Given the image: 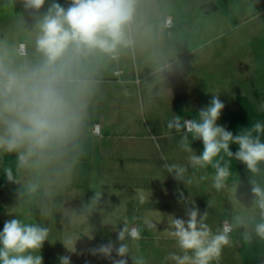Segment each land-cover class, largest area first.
Instances as JSON below:
<instances>
[{
	"label": "rangeland",
	"instance_id": "374dc122",
	"mask_svg": "<svg viewBox=\"0 0 264 264\" xmlns=\"http://www.w3.org/2000/svg\"><path fill=\"white\" fill-rule=\"evenodd\" d=\"M61 1L65 7L69 3L57 0ZM21 16L31 27L34 15L25 11L21 0H0V32L23 38ZM167 16L173 19L172 29L165 27ZM141 19L133 32L134 44L97 65L109 74L121 69L135 80V66L139 68L140 82L123 87L129 104L121 89L96 86L82 150L74 149L66 162L34 176L40 188L30 199L26 195L19 200L20 186L15 184L0 192V231L5 221L18 217L51 229L50 241L40 251L43 264H60L62 255H69L71 264H111L107 258L90 255L88 249L109 241L118 246L116 230L124 224L141 231L139 240L129 241L133 258L141 256L146 264H172L164 258L180 250L169 222L171 216L186 219L188 206L178 202L179 193L190 195L201 213L208 212L206 223L213 232L251 207V174L239 161H232L229 187L220 191L212 186L210 166L189 167L192 183L185 186L163 164L188 165L190 155L180 147V134L166 127L167 121L173 114L196 118L212 94H219L225 104L218 125L225 126L227 114L243 109L241 98L250 103L244 105L251 125L264 123V111L259 109L264 103V0H141ZM117 121L109 133L106 127ZM98 122L103 137L94 133ZM112 135L114 146L106 142ZM189 143L197 155L202 152V141ZM230 150L235 153L238 145L231 144ZM4 157L0 154V175ZM202 175L209 178L201 181ZM23 176L29 178L27 173ZM258 179L264 183V176ZM233 185L238 186L236 192ZM94 194L97 202L91 201ZM145 220L157 227L147 228ZM70 239L77 240L75 253L65 247H72ZM127 260L132 264L130 256ZM214 264H264V240L253 236L244 241L233 231L231 243Z\"/></svg>",
	"mask_w": 264,
	"mask_h": 264
},
{
	"label": "clouds",
	"instance_id": "9594fccd",
	"mask_svg": "<svg viewBox=\"0 0 264 264\" xmlns=\"http://www.w3.org/2000/svg\"><path fill=\"white\" fill-rule=\"evenodd\" d=\"M21 3L34 15L31 27L21 16L23 38L0 32V154L15 158V170L6 166L3 174L8 183L20 186L19 200L26 195L30 199L39 191L34 176L66 162L74 149L82 150L89 129L96 67L101 60L115 59L122 49L131 47L135 42L133 32L142 23L141 0H69L66 7L52 0L43 13L46 0ZM22 43L26 45L24 52ZM224 108L219 94H212L196 118L173 114L166 127L180 134V147L190 155L188 165L165 163L163 167L186 186L192 183L189 167L210 166L214 170L212 186L220 191L229 187L232 161H239L251 174V207L213 232L206 223L208 212L201 213L190 195L185 198L179 193L178 202L188 205L186 219L171 216L169 228L180 251L170 253L165 262L214 264L231 243L233 231L244 241L250 242L253 236L264 240V183L258 179L264 176V123L256 121L233 135L217 124ZM259 109L264 111V103ZM192 140L203 143L199 155L189 143ZM231 144L238 145L235 153L230 150ZM208 178L199 177L201 181ZM232 187L236 192L238 186ZM98 199L94 194L91 201ZM140 200L143 203L144 198ZM144 224L149 229L157 227L148 220ZM50 231L48 226L25 223L19 217L5 221L0 231V264H43L40 251L44 242L50 241ZM116 231L118 246L109 241L88 249L89 254L107 258L111 264H128L129 256L132 264H146L143 257L133 258L129 253V241L141 238L140 229L124 224ZM76 241H68L71 248L63 244L75 253ZM59 261L71 264V257L62 255Z\"/></svg>",
	"mask_w": 264,
	"mask_h": 264
},
{
	"label": "crops",
	"instance_id": "0c3cea01",
	"mask_svg": "<svg viewBox=\"0 0 264 264\" xmlns=\"http://www.w3.org/2000/svg\"><path fill=\"white\" fill-rule=\"evenodd\" d=\"M172 28H167V29H172ZM176 42H177V40L176 41L175 40L172 41V43H176ZM168 43H170V41H168ZM135 67H136V72H137L136 74L138 75V69L139 68L137 66H135ZM117 71H118V73H117ZM125 72L123 70H121V69H117V70H115V72L113 74H109L108 72H106V70H105L104 67L101 66L100 69L97 67L96 70H95V72H94V79L96 81L95 87L96 86H102V87L107 88V89L109 87H112L115 90L116 89H118V90L121 89V92H123L122 94L124 95L127 104H129L128 101H127L128 100L127 92H126L127 90H125L123 87L128 88L130 84H133L134 82H140V80L138 79L137 75H135L136 76V80H135L130 74H128L127 72L125 73ZM104 73H106V74H104ZM107 73L109 75H107ZM122 104L125 106L124 102ZM191 119H194V118L192 117ZM118 122L119 121L115 122L114 124H111L110 125V128H107L106 127V130L109 131V133L110 132L113 133V131L117 127V123ZM96 124H99L101 126V128H102V134H103V130L104 129H103L102 125L99 122L96 123ZM124 136L125 135H122L121 137H124ZM116 137L118 138L119 135L116 136ZM114 139H115V135H112L111 137L107 138L106 142H108V143L112 144V146H114L115 141H116ZM162 238H163V236H162ZM240 249H242V247H240Z\"/></svg>",
	"mask_w": 264,
	"mask_h": 264
},
{
	"label": "trees",
	"instance_id": "16d2710c",
	"mask_svg": "<svg viewBox=\"0 0 264 264\" xmlns=\"http://www.w3.org/2000/svg\"><path fill=\"white\" fill-rule=\"evenodd\" d=\"M48 1L49 0H46V4L42 10L47 9ZM60 4L62 5V1ZM244 103H246L245 105L250 104L248 103L246 99L241 98V105H243V109H241L239 112H237L233 116L230 114H227L225 116V127L227 128V130L231 131L233 135L239 134V132L242 131V129L251 127L250 121L247 120V112H246ZM263 138L264 137H262V139ZM14 159H15L14 156H9L5 154L4 161H3V168L1 171V175H0V192L5 187L12 185L6 181L5 176L3 174V170L6 166H11L13 167V170H15L14 169ZM0 211H1V203H0Z\"/></svg>",
	"mask_w": 264,
	"mask_h": 264
},
{
	"label": "built area",
	"instance_id": "2783aa9c",
	"mask_svg": "<svg viewBox=\"0 0 264 264\" xmlns=\"http://www.w3.org/2000/svg\"><path fill=\"white\" fill-rule=\"evenodd\" d=\"M165 26H166V28H172L173 27V19H172V17H170V16L166 17ZM20 49H21L22 52H24L26 50V45L22 43L20 45ZM117 73H118V71H117ZM93 130H94V133L97 136H99V137H102L103 136V134H102V128H101V126L99 124H96L94 126V129ZM223 225H224V223H223Z\"/></svg>",
	"mask_w": 264,
	"mask_h": 264
}]
</instances>
